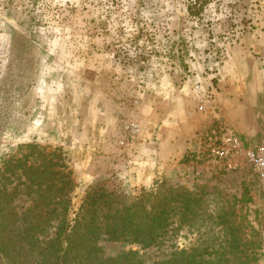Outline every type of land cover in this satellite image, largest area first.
I'll use <instances>...</instances> for the list:
<instances>
[{
    "label": "rangeland",
    "instance_id": "1",
    "mask_svg": "<svg viewBox=\"0 0 264 264\" xmlns=\"http://www.w3.org/2000/svg\"><path fill=\"white\" fill-rule=\"evenodd\" d=\"M188 5L0 0V166L26 143L61 148L71 219L98 190L118 206L155 185L187 192L182 213L196 215L161 244L102 240L107 255L135 250L154 264L175 249L221 250L227 213L260 232L264 264L250 164L264 143V0H211L198 16Z\"/></svg>",
    "mask_w": 264,
    "mask_h": 264
},
{
    "label": "trees",
    "instance_id": "2",
    "mask_svg": "<svg viewBox=\"0 0 264 264\" xmlns=\"http://www.w3.org/2000/svg\"><path fill=\"white\" fill-rule=\"evenodd\" d=\"M210 2L189 0V13L200 15ZM75 186L73 171L61 148L26 143L17 154L3 159L0 264H145L138 251L107 255L99 242L157 246L176 222L196 215L182 213L190 207L185 199L187 192L167 194L161 185H155L144 189L132 203L120 206L112 192L89 193L80 212L71 219ZM226 215H219L228 231L226 247L212 251L198 247L175 249L167 260L154 264H258L260 232L250 222L249 229L242 230L243 225ZM206 254L213 258H205Z\"/></svg>",
    "mask_w": 264,
    "mask_h": 264
},
{
    "label": "built area",
    "instance_id": "3",
    "mask_svg": "<svg viewBox=\"0 0 264 264\" xmlns=\"http://www.w3.org/2000/svg\"><path fill=\"white\" fill-rule=\"evenodd\" d=\"M250 164L255 178L257 179L261 190L264 192V143L252 156Z\"/></svg>",
    "mask_w": 264,
    "mask_h": 264
}]
</instances>
